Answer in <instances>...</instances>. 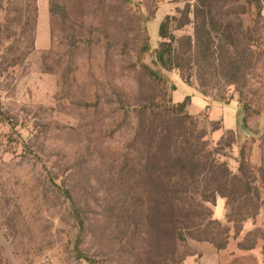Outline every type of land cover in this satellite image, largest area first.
I'll list each match as a JSON object with an SVG mask.
<instances>
[{"label": "rangeland", "instance_id": "rangeland-1", "mask_svg": "<svg viewBox=\"0 0 264 264\" xmlns=\"http://www.w3.org/2000/svg\"><path fill=\"white\" fill-rule=\"evenodd\" d=\"M187 2L192 0H37L34 49L21 64L0 71V264H146L144 252L155 249L150 233L157 212L144 196L137 219L133 189L143 184L130 163L156 149L149 136H177L184 128L175 115L158 116L150 127L120 112L113 98L124 92L133 100L147 88L135 65L142 28L147 26L154 49L161 20ZM155 12L145 22L146 14ZM242 19L245 27L251 25L249 8ZM173 32L191 34L192 25L177 30L173 24ZM189 74L187 83L180 71L169 73L176 85L173 101L191 97L185 113L194 118L184 127L206 136L214 149L227 128L237 129L238 145L248 136L249 158L258 166L261 143L253 136L264 132V112L254 110L264 105V90L252 89L249 96L255 101L249 127L262 131L255 135L242 128L234 86L218 84L214 93L222 92L228 103L214 102L198 90L195 69ZM239 146L219 155L232 171ZM208 206L213 219L224 221L223 198ZM263 228L260 209L218 250L221 264H264V240L254 234L245 238ZM244 238L243 244L254 247L239 245ZM196 241L187 238L178 253L192 251Z\"/></svg>", "mask_w": 264, "mask_h": 264}, {"label": "trees", "instance_id": "trees-1", "mask_svg": "<svg viewBox=\"0 0 264 264\" xmlns=\"http://www.w3.org/2000/svg\"><path fill=\"white\" fill-rule=\"evenodd\" d=\"M52 2V11H53ZM251 12L252 23L245 27L242 15ZM156 14L147 13L145 22ZM38 17L37 0H0V71L21 64L35 45ZM175 29L192 25L191 34L176 36ZM5 43H8L5 45ZM23 44V46H22ZM135 65L140 69L147 88L130 100L126 93L117 92L118 110L142 118L151 127L158 116H179L184 131L177 136H149L157 144L146 159L130 163V169L140 175L143 186L133 189V211L139 217L144 196L156 218L152 219L151 247L144 252L146 264H184V255L178 246L187 238L209 242L217 250L227 247L236 239L248 219H254L260 209L264 211V132L249 127L248 117L253 108L251 90H264V0H192L175 15L167 14L159 25V40L152 49L147 26L142 28V39L136 52ZM195 69L198 90L204 98L228 103L222 92L214 93L217 85L234 86L239 93L240 121L253 142L260 141L261 162L258 166L250 160L248 136L239 146L241 136L237 129H228L217 145L211 148L206 136L195 135L184 124L193 120L185 113L191 102L187 96L182 102L173 101L176 85L169 73L178 70L189 82L190 70ZM259 86L258 88H254ZM264 98V94H263ZM260 105V100L258 99ZM262 109V110H261ZM264 112L262 108L254 110ZM219 129V122L216 123ZM239 146L238 167L229 168L220 160L224 148ZM140 171V172H139ZM225 200L224 221L213 219L208 204L215 206L217 198ZM80 225L83 220L79 217ZM160 220H159V219ZM151 221V220H150ZM255 240H264V228L250 231ZM254 247V243L243 244ZM164 247L160 252L157 247ZM161 249V248H160ZM158 257V260L154 258ZM154 257V258H153Z\"/></svg>", "mask_w": 264, "mask_h": 264}, {"label": "crops", "instance_id": "crops-1", "mask_svg": "<svg viewBox=\"0 0 264 264\" xmlns=\"http://www.w3.org/2000/svg\"><path fill=\"white\" fill-rule=\"evenodd\" d=\"M209 111L211 112V109H209ZM212 116L215 119L220 118L223 122L222 116L220 114L217 115L212 114ZM227 129H234V128H227ZM191 247H192L191 248L192 251L184 258V264H221L218 250L211 243L206 241L204 242L196 241L192 243ZM205 249L208 251V255H206L205 253L206 251H204ZM207 257L208 259H206Z\"/></svg>", "mask_w": 264, "mask_h": 264}]
</instances>
